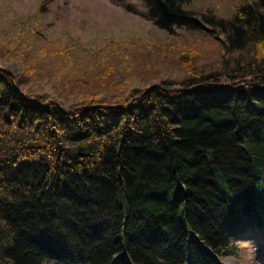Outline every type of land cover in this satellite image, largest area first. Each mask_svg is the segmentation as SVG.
<instances>
[{"label":"trees","instance_id":"obj_1","mask_svg":"<svg viewBox=\"0 0 264 264\" xmlns=\"http://www.w3.org/2000/svg\"><path fill=\"white\" fill-rule=\"evenodd\" d=\"M139 1L166 35L207 42L163 43L178 65L158 48L143 59L179 80L112 100L122 71L101 60L94 75L61 76L68 95L64 82L82 83L83 100L66 104L23 91L40 76L30 56L18 79L0 69V264H218L264 238V0L224 16ZM45 48L69 67L67 47Z\"/></svg>","mask_w":264,"mask_h":264},{"label":"rangeland","instance_id":"obj_2","mask_svg":"<svg viewBox=\"0 0 264 264\" xmlns=\"http://www.w3.org/2000/svg\"><path fill=\"white\" fill-rule=\"evenodd\" d=\"M123 2L135 8L138 14L122 8ZM241 2L195 0L194 8L200 11L209 7L224 16L232 13ZM144 13L145 8L139 0H53L50 3L49 0H0V69L18 79L22 74L21 60L30 56L34 62L32 66L38 69L40 76L37 81L25 86L23 91L45 95L66 104L83 100L77 93L82 83L64 82L73 92L68 95L61 87V76L68 75L69 68L82 74L94 75L102 70L98 67L101 60L122 71L119 75L113 74L122 82L117 86L113 82L112 100L128 89H146L158 85L162 80H179L182 72L175 67L180 64L178 55L164 47L163 43L206 47L207 42L200 34L185 31H178L176 36H168L155 28L144 17ZM47 42L61 49L62 46L68 48L71 58L69 67L61 59L56 60L53 56L46 59L44 54L40 55ZM29 44L32 45L31 52L26 47ZM156 48L162 50L175 65L144 62L143 59L152 55ZM6 51H10L9 58L6 57ZM136 57L142 59L140 67ZM110 71L113 73V69ZM129 71H133L134 75L126 81ZM150 74L154 76L146 78ZM94 81L91 79L86 90L91 88L93 91ZM217 262L264 264V239L238 242L233 256Z\"/></svg>","mask_w":264,"mask_h":264},{"label":"water","instance_id":"obj_3","mask_svg":"<svg viewBox=\"0 0 264 264\" xmlns=\"http://www.w3.org/2000/svg\"><path fill=\"white\" fill-rule=\"evenodd\" d=\"M161 9L163 10L164 14L169 16L170 11L168 10L166 4L164 2H160ZM173 90H177V88H172Z\"/></svg>","mask_w":264,"mask_h":264}]
</instances>
